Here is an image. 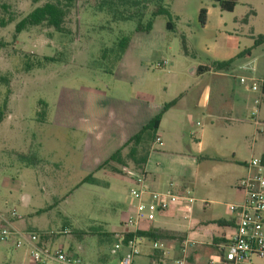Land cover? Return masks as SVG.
<instances>
[{
	"label": "rangeland",
	"instance_id": "1",
	"mask_svg": "<svg viewBox=\"0 0 264 264\" xmlns=\"http://www.w3.org/2000/svg\"><path fill=\"white\" fill-rule=\"evenodd\" d=\"M47 1L54 0H0V105L8 99L0 124V207L5 203L16 207L32 231L67 229L68 234L54 237L56 244L73 248L92 264H109L114 239L105 234L116 231L135 204L126 170L136 165L128 159L125 168L115 164L122 173L95 169L140 129L155 113V105L185 93L167 115L164 145L158 147L188 151L191 133L200 136L205 127L223 149L234 147V136L241 135L243 153L250 157L254 122L247 118L238 128L236 116L225 115L211 123L197 106L201 87L195 86L198 81L209 84L214 100L230 95L225 80L249 93L246 84L236 77L191 76L190 69L197 61H209L201 50L207 52L216 39L215 29L223 23L227 29L249 23L255 33L264 34V0H239L234 11L221 10L216 0H162L176 28H166L168 19L160 15L154 20L157 32L139 29L137 19L115 20L107 12L108 5L102 4L115 1L126 15H145L146 23L160 0H77L64 32L40 25L16 33L17 22ZM203 7L209 10L206 29L199 19ZM183 35L188 37L186 49ZM123 36L131 38L130 47L119 60L115 48ZM257 52L264 63V44ZM45 56H55L57 61L26 69L27 60ZM159 58L169 59V66L156 67ZM176 136L182 139L179 143ZM261 138H257L259 147ZM211 152L218 160L206 157L197 163L180 154L151 157L158 163L155 167L162 166L164 191L180 192L186 187L197 201L189 208L173 207L156 214L153 222L143 225L166 228L178 237L186 234L199 244L197 264H206L208 256L214 255L211 245L216 237L234 232L231 225L213 220L231 219L227 204L242 197L239 174L229 170L236 163L232 154L223 157L227 154ZM90 173L96 181L77 186ZM22 259L23 250L0 238V264H24ZM256 261L264 264V258ZM149 263L145 254L134 262Z\"/></svg>",
	"mask_w": 264,
	"mask_h": 264
},
{
	"label": "built area",
	"instance_id": "2",
	"mask_svg": "<svg viewBox=\"0 0 264 264\" xmlns=\"http://www.w3.org/2000/svg\"><path fill=\"white\" fill-rule=\"evenodd\" d=\"M167 64L166 59L157 63L158 67ZM247 67L250 68L249 65ZM240 81L250 82L253 90L262 89L264 84V78L254 76H242ZM155 143L162 145V138L157 136ZM246 168V174L237 185L242 193L241 200L227 204L234 232L224 234L212 243L214 255L208 256L206 264H262L256 259L264 258V159L252 157L247 161ZM126 172L131 178L130 192L135 204L113 232L109 264H134L142 254L149 258V264H197V242L186 236L173 240L154 238L145 233L152 226L143 225L153 222L156 214L173 207L189 208L197 199L186 193L152 189L145 167H131ZM170 186H173L172 182ZM205 204L204 201L202 207ZM184 217L188 218V215ZM68 233L67 229L60 233L32 231L16 207L8 203L0 207V238L23 250L24 264H92L74 249L55 243L54 237Z\"/></svg>",
	"mask_w": 264,
	"mask_h": 264
},
{
	"label": "crops",
	"instance_id": "3",
	"mask_svg": "<svg viewBox=\"0 0 264 264\" xmlns=\"http://www.w3.org/2000/svg\"><path fill=\"white\" fill-rule=\"evenodd\" d=\"M253 11L255 12V10ZM208 15H209V10L207 9V21H208ZM207 27H208V23L204 25L205 29ZM166 28H167V25H166ZM175 28H176V25H175ZM241 31L243 33H240ZM150 32H157L154 24ZM160 32L162 33L164 37L166 36V34L162 30ZM261 34L263 33H258V34L255 33L254 27L250 25L249 23L239 25L238 27H233L231 29H227V23H223L222 26H218L215 29L216 39L213 40L210 43V45L207 47V52L204 50H201V53H204L203 55H206L205 57L208 56L209 61L206 62V60H204V61H197L193 63L190 69V75L191 76L198 75V77H204V74L208 73V74H212L217 77H223V78L233 77L234 79L236 78L238 79L242 76H249V77L254 76L257 79L264 78V63H262L261 61L262 55L261 54L259 55L257 52L258 49L264 43L260 45H255V40ZM187 38L188 37L183 35V41L185 42V49H186ZM190 38L191 40H193V36ZM247 40H250V42L247 43ZM127 50L125 51V54ZM165 59L168 61V64L165 67H158L157 63ZM226 60H231V63L229 64V66L227 67L219 66V68L214 67L215 62H222ZM122 62H123V59L120 62V65L122 64ZM157 63H156V67L165 69L169 66L170 61L167 58H159ZM248 65L250 68L247 67ZM206 67H208V69H206ZM176 79L177 77H175V79H173L172 81L174 82V80ZM226 81L227 80L224 81L226 84L225 88L229 90L230 95L228 97H222V99H214V100H213V89L210 87V85L206 84L202 86L203 82L198 81L195 84V86L201 87V88H200L199 97L197 100V106L202 107L206 111L205 114L203 115L207 119L211 120V123H214V119L224 118L225 115L234 116V117L236 116L235 118L237 122H235V127H238V128L240 127V125H243L248 122L247 118L249 119V121L251 122L253 121L254 122V141L249 147L250 157L247 158L246 155H244L243 153L244 152L243 145H242L243 138L241 137V135L237 134L236 136H234L236 138V144L234 147L230 149H223L220 146L217 147V142H216L217 138H213L212 136H209V131L208 129L206 130L205 127L201 128L200 136L196 132L191 133L193 143L188 146V151H180V153H178L176 151H173L172 149L160 148L158 147L159 144L155 143L154 141L151 145V150L148 155V159L146 163L144 164V167L148 170V176H149L148 184L152 189L163 190L162 188L165 185V179L163 177V173L161 172L162 166L155 167V165L158 163L152 162L151 157H153L154 155H158V157H166L169 154L170 155L180 154L184 158H187L190 160H196L197 163H199L201 159H204L206 157L213 161L215 159L218 160L217 157L211 156V153H212L211 151H213L216 154H219V152L220 154L221 153L227 154V155H223V157H229V155L232 154L231 155L232 160H234L236 163L235 164L231 163V167L229 168V170L234 173L239 174L238 181L247 172V168H246L247 161L251 159L252 157H262V155L264 154V91L262 89L253 90L250 82L242 83L239 80L240 83L246 84L245 86L249 90V93L248 92L246 93L244 92V89L236 87L232 82L227 83ZM184 94H185L184 91H182L181 93H179V95L173 98V99H177L176 104L172 106L171 108H169L162 117L159 129L157 130V136H160L162 138V141H164V137H166V132L164 130L166 119H167L166 117L182 100ZM173 99L167 102H170ZM165 103H163L162 105H155L154 107L156 110L155 113L151 115V117L140 127V129L148 121H150V119H152L158 112H160V110L163 108ZM220 108H222L223 110L222 109L220 110ZM197 125H200L199 121H197ZM238 128H235V129H238ZM259 135L262 137L261 140L263 139V141H261L260 147L258 146V142H257V138ZM128 139H126L123 142V144ZM181 140L182 139L179 136H176L177 143H179ZM163 145L164 144L160 146H163ZM256 152H259L257 156L255 154ZM197 154L199 155L198 157H197ZM223 160H227V158H223ZM101 163L102 162H100L97 165L95 170H97V168L100 166ZM184 188H185L184 191H180L179 193L189 194L186 187ZM204 201L205 200H202V203ZM203 208H205V206ZM167 212L168 211L164 212L163 214ZM215 221L216 220H213V222ZM228 221L232 222L231 226L234 224L232 218L229 219ZM152 227L159 228L154 225ZM159 229L165 230L166 228H159ZM183 236L188 237L186 234L182 235V237ZM216 238H221V236L216 237Z\"/></svg>",
	"mask_w": 264,
	"mask_h": 264
},
{
	"label": "trees",
	"instance_id": "4",
	"mask_svg": "<svg viewBox=\"0 0 264 264\" xmlns=\"http://www.w3.org/2000/svg\"><path fill=\"white\" fill-rule=\"evenodd\" d=\"M34 2H39L41 0H33ZM77 0H54L47 1L41 5L34 7L26 16H24L20 21L17 22L15 26V32L21 33L29 27L46 25L48 27L54 28L56 31L64 32V24L66 22V18L71 10V8L75 5ZM122 1V0H121ZM124 1V0H123ZM127 3L128 0H125ZM217 4L221 7L222 10L233 11L235 6L238 3V0H216ZM105 4L108 5L107 12L112 14V17L115 20H130L137 19L139 21L138 28L143 29L145 31H151L153 28L154 20L156 17L160 15H165L167 17V28L170 30L175 29V22L173 21V14L171 10L163 5L162 0L156 5V7L152 10L149 15V18L146 20V23H143L144 16L143 14H133L130 13L126 15L125 12L121 11L115 1L104 2L102 6L105 7ZM199 19L202 25H205L207 22V9L205 7L200 9ZM5 22L2 23L4 25ZM130 37L123 36L116 43V58L121 60L123 54L129 46ZM184 46L185 42L183 41ZM264 43V34L259 35V37L255 40V45H260ZM107 56V52L104 54ZM104 56V57H105ZM44 60V61H43ZM42 59H38L35 62H32L30 59L25 62V66L27 70L32 69L33 67H41L44 63L57 61L55 56H45ZM231 63V60H226L222 62H215L214 67L219 68V66L227 67ZM43 64V65H42ZM208 69V67H206ZM6 81V77L2 78ZM264 91V84L262 87ZM177 102V99H173L170 102L164 104L163 108L158 112L150 121H148L136 134L131 136L120 148L114 151L104 162L100 164L98 169L107 168L108 170H112L115 173H122V168L128 166V159L132 161L136 166L135 168H143L144 164L148 159V155L151 150V145L155 141L157 137V130L159 129L161 120L165 112L174 106ZM8 107V99H6L3 104L0 105V124L5 119L6 111ZM129 149V152L124 155V151ZM264 159V154L262 155ZM115 164L119 165L118 167ZM96 178L92 174L86 176L80 184L86 182H94ZM217 222L220 225H231V221L225 219H218ZM148 235L154 238H163V239H179L181 237L172 234L171 232H166L165 230L159 228H150L145 231ZM102 235V234H101ZM106 236H111L114 239L113 232L105 234ZM221 238H215L213 242L219 240ZM114 240L112 241V244ZM112 246V245H111ZM73 249V248H71Z\"/></svg>",
	"mask_w": 264,
	"mask_h": 264
}]
</instances>
